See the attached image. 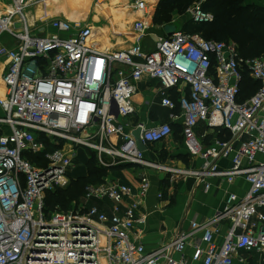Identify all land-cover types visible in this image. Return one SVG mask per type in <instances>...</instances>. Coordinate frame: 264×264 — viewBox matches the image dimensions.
Wrapping results in <instances>:
<instances>
[{
	"label": "built area",
	"instance_id": "1",
	"mask_svg": "<svg viewBox=\"0 0 264 264\" xmlns=\"http://www.w3.org/2000/svg\"><path fill=\"white\" fill-rule=\"evenodd\" d=\"M10 1L9 9L0 11V37L8 33L18 45L6 53V92L0 98V264H176L173 253H183L188 239L199 233L202 245L194 249V262L235 264L240 252L264 260V54L245 59L232 42L178 30L151 52L138 45L103 50L89 25L54 19L53 33H35L25 0ZM134 1L141 15L134 29L144 35L154 26L151 7L148 0ZM187 16L194 24L213 21L202 6ZM246 75L260 87L242 101ZM144 77L160 82L162 108L180 109L173 117L183 119L184 143L192 157L203 159L201 169L166 166L138 148V129L146 147L173 134L170 123L151 127L138 119L135 99ZM170 91L178 93V102ZM200 125L230 138L204 147L195 134ZM80 147L92 151L101 168L134 165L189 176L204 183L205 191L208 179L233 185L242 178L249 189L243 196L227 193L221 212L148 252L132 237L135 227L147 222L139 214L151 189L146 175L135 193L109 172L100 185L87 187L81 208L57 210L47 218L46 196L71 185ZM221 159L230 160L228 169L217 168ZM94 199L110 200L111 216L97 207L85 212ZM126 199L132 201L122 215ZM224 222L229 229L220 245L216 238Z\"/></svg>",
	"mask_w": 264,
	"mask_h": 264
},
{
	"label": "crops",
	"instance_id": "2",
	"mask_svg": "<svg viewBox=\"0 0 264 264\" xmlns=\"http://www.w3.org/2000/svg\"><path fill=\"white\" fill-rule=\"evenodd\" d=\"M25 2L28 7L26 10L28 25L32 31L39 35L53 33L49 23L54 19H63L74 23L79 21L91 26L94 31L93 38L103 50L122 51L138 45L143 51L151 52L156 49L164 37H167L165 30L156 26L151 27L144 35L136 33L134 24L141 18V15L135 12L133 0L132 3L125 0V2L114 6L109 4V0H104L100 5L101 9L92 17H90V12L94 0H25ZM99 2L100 0H97V3ZM152 2H155L151 4L153 6L150 16L153 18L159 0H152ZM10 3V0H0V11L4 12L9 9ZM87 7L88 11L85 13ZM186 17L183 19L184 23L189 20V17ZM180 18L177 14L174 15V19ZM172 25L177 27L175 21ZM17 45L18 41L8 33L0 37V71L3 75L8 64L6 53L16 48ZM2 74L0 96L5 95L6 92ZM159 89H161L160 82L148 77H144L139 83L140 92L135 99L138 119L148 121L151 127L158 123H170L173 125L174 132L167 140L147 147L146 158L179 170L201 169L203 159L192 157L184 143L183 119L181 117L174 119L173 116L176 113L160 107L161 97L156 93ZM170 94L172 99H176L178 96L176 91H170ZM154 97L159 98V111L152 115L151 106L153 103L151 99ZM195 134L204 147L211 146L215 140L221 137L230 138L226 133L218 134L211 130L206 132L201 125L196 129ZM229 167L230 160L221 159L217 162L219 169L226 170ZM110 172L121 183L132 187L135 193L143 175L148 176L151 181V189L139 207V214L146 216L147 222L144 225H137L132 236L148 252L156 251L171 243L180 234L193 232V223L203 224L221 212L226 205L227 193L233 192L243 196L249 189L248 183L242 178L237 179L233 185H228L224 179H208L205 183H208L210 188L205 191L204 183L189 176L171 175L134 165H119ZM159 195H162V198H159ZM130 201L132 200L126 199L125 204L122 205V215ZM80 206L75 207V210L81 208ZM112 206L113 203L110 200L94 199L87 203L85 212L92 207H97L100 211L111 216ZM228 229L229 223L220 224L221 234L216 238L218 244L223 243V236L227 234ZM187 243L188 247L183 253H173L176 264H200L192 260V255L195 247L202 245L201 234H193ZM235 264H264V260L257 254L240 252Z\"/></svg>",
	"mask_w": 264,
	"mask_h": 264
},
{
	"label": "trees",
	"instance_id": "3",
	"mask_svg": "<svg viewBox=\"0 0 264 264\" xmlns=\"http://www.w3.org/2000/svg\"><path fill=\"white\" fill-rule=\"evenodd\" d=\"M197 1L200 0H159L153 16V25L159 28L172 25L171 19L175 12L178 15L186 14L190 10H188V7ZM253 1L205 0L202 8L213 15V21L206 24H194L188 20L184 24L183 30L179 31L197 33L209 41L232 42L237 46L240 56L245 59L259 57L264 54V6L257 5ZM148 2H151V0ZM259 87V83L246 75L241 84V100L245 101L250 98ZM179 97L178 95L173 100L178 102ZM180 112L179 108L173 111L176 115ZM171 126L173 129V125ZM201 126L205 128L206 132L210 130L205 125ZM220 139L224 140L222 137ZM89 152L92 153V151ZM112 170L113 168L98 167L93 154L88 162L86 176L76 179L72 177V183L69 187L47 194L45 199V213L47 216H51L48 213L57 210L65 212L75 210L74 206L79 207L83 203L87 187L100 185L103 178Z\"/></svg>",
	"mask_w": 264,
	"mask_h": 264
},
{
	"label": "rangeland",
	"instance_id": "4",
	"mask_svg": "<svg viewBox=\"0 0 264 264\" xmlns=\"http://www.w3.org/2000/svg\"><path fill=\"white\" fill-rule=\"evenodd\" d=\"M93 1V0H92ZM104 0H100V2L99 3H97V0H94V3H93V8H92V10H91V14H90V17H92L94 14H96L97 13V11L99 10V9H101V3L103 2ZM128 3L129 2H131L132 3V0H126ZM90 2V1H89ZM109 4H111L112 6H114V5H117V4H121L120 2H125V0H109ZM205 2V0H200V1H197V2H195V3H192L189 7H188V10L189 9H191V8H193V7H196V6H202L203 5V3ZM255 4H257V5H261V6H264V0H254L253 1ZM135 3V1L133 0V4ZM155 2H152V0H151V2H149V7H152L153 5H151V4H154ZM90 5V4H89ZM92 5V4H91ZM110 5V6H111ZM203 7V6H202ZM187 10V11H188ZM88 11V7H87V9H86V11H85V13ZM190 11V10H189ZM175 14H177L176 12L174 13V15ZM187 12H186V14H183V15H178L179 17H181L180 19H174V15H173V18L171 19L172 20V22L171 23H173L174 21H175V23H176V25H177V28H178V31L179 30H183V27H184V24L186 23H184V20L183 19H185V18H187L186 16H187ZM89 17V18H90ZM185 17V18H184ZM89 20V19H88ZM177 20V21H176ZM75 23H77V24H82V23H80L79 21L78 22H75ZM1 74H2V71H0V84H2L1 83ZM2 76H3V74H2ZM1 86V85H0ZM151 101H152V106H151V113H152V115H155L156 114V112H158L159 111V106H158V103H159V98H157V97H154V98H152L151 99ZM153 121H154V119H152ZM158 120V119H157ZM157 122V121H156ZM93 156V154L91 153V152H89L86 148H82V147H80V148H78V150H77V158L75 159V161H74V165H75V168H74V170H73V172H71V174H72V177L73 178H80V177H84V176H86L87 175V172H88V162L90 161V157H92ZM57 191V190H56ZM69 208H71V207H69ZM74 208H75V206H74ZM73 209V208H72ZM53 213H55V212H53ZM53 213H48L49 215H52ZM48 219H50V216H48L47 217Z\"/></svg>",
	"mask_w": 264,
	"mask_h": 264
},
{
	"label": "water",
	"instance_id": "5",
	"mask_svg": "<svg viewBox=\"0 0 264 264\" xmlns=\"http://www.w3.org/2000/svg\"><path fill=\"white\" fill-rule=\"evenodd\" d=\"M163 29L165 30L166 35H167L168 37L172 36V35H173L174 33H176V31H177V27L174 26V25L165 26ZM134 137H135V139H136V142H137L138 148H139L141 151L145 152V151L147 150V147H146V145H144V143H143V141H142V139H141V130H140V129H138V130H136V131L134 132Z\"/></svg>",
	"mask_w": 264,
	"mask_h": 264
},
{
	"label": "bare ground",
	"instance_id": "6",
	"mask_svg": "<svg viewBox=\"0 0 264 264\" xmlns=\"http://www.w3.org/2000/svg\"><path fill=\"white\" fill-rule=\"evenodd\" d=\"M149 1V0H148ZM3 97V95L2 96H0V98H2Z\"/></svg>",
	"mask_w": 264,
	"mask_h": 264
}]
</instances>
